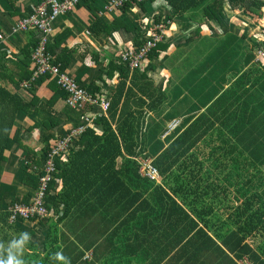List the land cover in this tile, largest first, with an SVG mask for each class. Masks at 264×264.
<instances>
[{"label":"trees","instance_id":"trees-1","mask_svg":"<svg viewBox=\"0 0 264 264\" xmlns=\"http://www.w3.org/2000/svg\"><path fill=\"white\" fill-rule=\"evenodd\" d=\"M21 1L0 0V14H6L8 21L19 17L20 21L46 0L35 4L27 0L25 16L17 11ZM109 1L82 0L79 6L86 2L95 12L96 19L87 28L97 35L102 24L115 43L113 35L119 29H145V16L152 17L150 37L158 33L159 24L190 20L189 14L198 12L200 22L227 28V5L222 0H131L117 10L121 16L112 21L116 25H107L97 19V12ZM227 2L233 10L264 7L260 0ZM162 11L171 15L163 16ZM10 29L0 25L4 34ZM29 35L31 41L22 47L19 34L5 39L4 46L0 41V264L9 257L16 264H264V171L257 164L264 162V89L257 106L251 102L256 92L246 87L255 86L246 77L208 107L209 117L199 116L182 133L177 120V127L167 134L172 131L167 122L176 114L160 120L147 114L163 113L167 93L150 82L143 84L138 71L131 74L130 64L116 57L108 68L120 71V84L108 95L95 84L93 88L78 84L94 97L105 98L109 110L53 159L47 216L10 222L9 208L32 202L47 174L52 150L82 123L79 111L67 105L57 109L58 99L66 95L57 83L54 89L53 78L42 77L28 90L22 87L35 71L32 53L39 37L35 31ZM140 36L131 50L142 46ZM66 37L60 33L48 45L64 74L70 52L60 54L57 49ZM168 47L159 43L149 58ZM13 48L18 51L15 55ZM141 77L148 79L145 74ZM45 82H50L55 95L41 100L36 91ZM249 129L262 136L248 139ZM37 130L42 132L38 141ZM140 159L152 162L160 174L159 184L143 177ZM78 211L82 222H94L96 217L104 221L99 240L105 241L95 245L93 259L70 245L99 240L75 228L69 234L64 231L69 214ZM58 254L65 259H57Z\"/></svg>","mask_w":264,"mask_h":264},{"label":"crops","instance_id":"crops-1","mask_svg":"<svg viewBox=\"0 0 264 264\" xmlns=\"http://www.w3.org/2000/svg\"><path fill=\"white\" fill-rule=\"evenodd\" d=\"M36 1L37 0H34L33 3L35 4ZM260 1L264 4V0ZM28 2L29 1L24 0L17 4V11H23L21 16L26 15L24 12L29 7ZM105 7L107 6L103 7V11L97 12V19L105 21L107 25H116V23H112V21L121 16V13H116L117 11L106 13ZM226 7L227 28L220 25L214 26V28L218 29L223 35L231 36L234 42L227 47V70L223 73V76H226V80L218 77L222 74L217 73L215 67H209V62L212 61V55L198 54V48L203 39L219 37L214 36V34L218 33L217 31H213L214 33H212L204 30L207 23L204 24L200 22L202 19L200 12L189 14L190 20L169 22L170 24L166 26L167 34L163 41V44L169 47L162 48L161 51L158 52L159 55L153 60L149 58V55L138 69H131V74H135V71H138V76L143 81V84L150 82L156 90L165 91L167 93L166 103L162 107V115L165 116V114H170V112L164 110L167 104L168 107L171 108L175 105L176 118L173 120H178L181 123L180 133L192 122L197 120L199 116L209 117L207 112L208 107L212 106L213 102L218 101L217 99L224 93L227 94V91L234 89L239 79L246 77L248 83L252 82L255 88L252 86L246 87L248 90L256 92V94H258V90L264 89V82L261 81L264 80V60H258L256 56L257 49L263 45L259 31L262 30L264 32V7H242L240 10H233L228 2ZM93 13L95 12L89 11L86 2L82 3L75 12L58 19L54 24V35L52 39L60 33L67 34L66 39L57 49V53L60 54H65L66 51L70 52L68 58L70 64L66 75L68 77L69 75L75 78L78 77L75 82L81 84L82 87L93 88L91 85L95 84L94 87H100L107 92L108 95V93H110L109 91L120 84L121 75L120 71H116V73L114 71L115 74L112 73L108 67L111 66L112 62H115L116 57L120 59V55L122 54L120 52L131 50L130 46L136 44V37L139 38L140 34L143 36L142 46L144 45L146 40L150 37L149 24L152 21V17L145 16L142 18L148 21V26L145 29L140 30L139 28H135L132 30H117L113 35L116 40L115 43L113 39H110V34L108 35L103 31L107 30V28L104 29L102 24L99 26V33L97 35L87 28L89 22H93L96 19ZM162 14L163 16L171 15L170 12L166 11H162ZM5 15L6 14L3 13L0 14V25L2 26L12 27L14 24H17V20L21 19L20 17L12 18L11 21H8ZM194 17H196L197 20H195ZM134 22L137 24L140 21ZM207 26L211 27L212 24ZM252 30L254 31L251 32ZM112 31H114V29H112ZM29 32L30 31L19 34L18 47H22L25 43L27 44L31 41ZM4 42L5 41H2L1 45H3ZM14 47L17 46L14 45ZM238 47V52H235L234 49ZM11 51L13 55L18 53L15 48L11 49ZM11 51L8 50V52ZM197 57L206 65V69L201 74H199V70L196 67L192 66L193 60ZM231 58L237 59V61L232 63L229 61ZM233 64L239 68L233 69ZM32 66L34 67L33 62ZM143 74H145L150 81L141 77ZM206 77H210V82L205 86L203 91L197 92L196 87L200 86L202 82L206 80ZM54 84L53 87L55 89V80ZM172 84L175 86H172ZM218 84H220V86L216 88ZM179 87H182V89H178ZM36 94L41 100L51 99L55 95L50 82H45L39 86ZM256 99H258V97ZM56 106L58 110L64 108V100L58 99ZM93 111H99V108H93ZM148 114L153 119L155 115H157L156 112ZM256 119L261 120V117ZM173 120L171 122H173ZM184 123L186 124L184 125ZM62 125H65L66 129L70 127L67 123H63ZM41 134V130L35 131L34 138L38 141ZM121 160L122 159L119 160L120 166L122 164ZM80 215V211L70 213L66 219L68 226L64 227V231L69 234L70 230L76 228V231L81 235L85 237L88 235V238L94 237V239L99 240V236L104 231V221L96 217L94 222L89 220L82 222V220H80ZM104 241L105 240L100 239L97 243L85 245L88 241L81 240L77 242V244L70 245V248L75 247L77 250L82 249L85 251L84 256L86 258L91 254L89 258L91 259L96 249L95 245L104 243ZM103 249L105 250L104 246ZM106 257H108L107 253Z\"/></svg>","mask_w":264,"mask_h":264},{"label":"built area","instance_id":"built-area-1","mask_svg":"<svg viewBox=\"0 0 264 264\" xmlns=\"http://www.w3.org/2000/svg\"><path fill=\"white\" fill-rule=\"evenodd\" d=\"M82 0H46L33 7V14L23 18L14 24L8 34L0 31V41L8 39L12 35L20 33L35 31L38 34L39 41L32 53V61L35 65V71L30 82H24L22 87L26 90L31 88L32 83H35L42 77L49 76L53 78L58 88L65 93V105L71 109L79 111L81 116V124L66 134L57 146L52 150L50 158L47 162L46 176L40 180L39 191L33 198L32 202L27 205L15 204L9 208L10 222L18 219H33L37 217L44 218L47 216V208L45 200L49 189V184L52 181V174L55 171L53 159L59 154L67 151L71 141L76 137L81 136L94 121L102 116H106L109 110V102L101 97H94L86 89L79 87V85L69 78L60 70V65L55 64L52 54L48 51V45L52 41L54 35V24L59 18L67 16L76 11ZM131 0H110L106 13H113L116 10L124 8ZM167 24H170L169 22ZM167 24H159L156 26L158 33L149 37L143 46L137 50H126L122 57L125 62L130 64L131 69L138 68L142 61L148 57L149 53L163 41L166 37ZM256 56L258 60H264V45L257 49ZM99 108V111H93V108ZM173 129L178 122H174ZM146 173H142L145 178L151 181L159 182L160 174L158 170L152 165L151 161L145 163Z\"/></svg>","mask_w":264,"mask_h":264},{"label":"rangeland","instance_id":"rangeland-1","mask_svg":"<svg viewBox=\"0 0 264 264\" xmlns=\"http://www.w3.org/2000/svg\"><path fill=\"white\" fill-rule=\"evenodd\" d=\"M222 1H223L222 3H224V5H227V0H222ZM226 15H227V11H226ZM207 25H211V24H207ZM207 25H206V27H204V30H206L208 32H212V33H214L213 31H217L218 33L214 34V36H219V37H214L212 39H209V38L203 39L201 41L200 45H199L198 54L199 55H206V54L212 55L213 57H212V61L209 62V67H215L217 73L222 74V75H219L218 77H220V79L226 80V76H223V73H224L225 70H227V47H229L232 43H234L233 42V38L231 36H228V35L225 36L222 33H220V31L218 29L214 28V25H212L213 27L211 26L212 28L210 26H207ZM156 30H157V28H156ZM253 31L254 30H252L251 32H253ZM259 34L261 35V39H262V42H263V45H264V32L262 30H260L259 31ZM162 40L163 41L165 40V36L163 37ZM163 41H161V42H163ZM232 48H233V46H232ZM238 49H239V47L238 48H235L234 49L235 52H238ZM124 52L125 51L122 52V55H123ZM122 55H121V57H122ZM122 59H123V57H122ZM143 61H142V63H143ZM229 61L233 63V62H236L237 59H232L231 58ZM126 63H128V62H126ZM33 64H34V62H33ZM234 65L235 64H233V66H232L234 69L235 68H239L238 66H234ZM192 66L196 67L199 70V74L203 73V71L206 69V65H204L203 62L200 59H198V57L195 60H193ZM34 67H35V65H34ZM138 68H136V69H138ZM229 69H232V68H229ZM209 82H210V77H206V80L204 82H202V84L200 86H197L196 87V91L197 92H200L201 90L203 91V89L205 88V86H207V84ZM172 86H175V85L172 84ZM219 86H220V84H218L216 86V88H218ZM178 89H182V87H179ZM258 92L259 93L256 94L257 97H258L257 100L254 97L251 98V102L252 101H255V103H257V106H258V102L261 103L262 100H263V91L258 90ZM164 110L167 111V112H170V115L171 116L169 115V117H174V114H175V111H176L175 105L171 108V107H168V104H167V106L165 107ZM241 116L244 117L245 114H242ZM155 117L158 120L164 118V116L162 114H160V112L158 114V117H157V115H155ZM247 120H248V118H246V121ZM255 120H256V118H255ZM255 120H254V122H255ZM171 121H168L167 124L170 123V124H168V128H170V130H172V131H167L168 132L167 134H169V133H171V132L174 131L173 130V126L175 125V123H174L175 121H173V122H171ZM252 131H254V130L252 129ZM252 131H251V129H249V131L247 133V136L249 137L248 139H253V138L262 136V133L260 131H258V132L256 130L254 132H252ZM250 155L252 156V154H250ZM121 161H123V160H121ZM147 161H149V160L140 159L141 173H146L145 163H147ZM257 164L260 167V169L264 171V162L261 164L262 166L260 165V163H257ZM160 182L161 181L157 182V184H159ZM65 225L68 226L67 220L65 221ZM87 258H89V255L87 256ZM241 264H248V263L247 262L246 263L241 262Z\"/></svg>","mask_w":264,"mask_h":264},{"label":"clouds","instance_id":"clouds-1","mask_svg":"<svg viewBox=\"0 0 264 264\" xmlns=\"http://www.w3.org/2000/svg\"><path fill=\"white\" fill-rule=\"evenodd\" d=\"M57 259L63 261L65 258L62 255L58 254ZM6 264H16V262L12 257H9V260L6 262Z\"/></svg>","mask_w":264,"mask_h":264}]
</instances>
